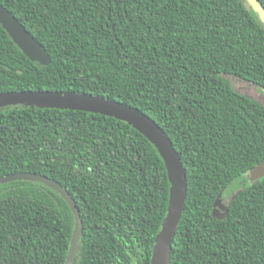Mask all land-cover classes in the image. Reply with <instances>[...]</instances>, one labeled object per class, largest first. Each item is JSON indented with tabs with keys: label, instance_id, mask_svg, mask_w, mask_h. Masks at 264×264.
<instances>
[{
	"label": "trees",
	"instance_id": "trees-1",
	"mask_svg": "<svg viewBox=\"0 0 264 264\" xmlns=\"http://www.w3.org/2000/svg\"><path fill=\"white\" fill-rule=\"evenodd\" d=\"M264 8V0H257ZM46 50L30 61L0 25V93L69 91L150 117L186 174L169 264H264V25L245 0H0ZM64 187L81 219L74 264H150L170 183L154 145L126 122L78 110L0 108V177ZM247 176L212 216L223 190ZM74 219L52 189L0 184V264H64Z\"/></svg>",
	"mask_w": 264,
	"mask_h": 264
},
{
	"label": "water",
	"instance_id": "water-1",
	"mask_svg": "<svg viewBox=\"0 0 264 264\" xmlns=\"http://www.w3.org/2000/svg\"><path fill=\"white\" fill-rule=\"evenodd\" d=\"M246 5L258 16L264 25V8L257 0H245ZM0 25L14 44L33 62L42 66L50 63L46 50L34 39L11 12L0 5ZM33 106L35 108L78 110L111 117L131 125L146 137L156 148L164 162L170 183L165 217L153 242L150 264H169V251L186 198L187 181L182 162L170 139L164 131L146 114L118 101L86 93L69 91H14L0 93V108L6 106ZM264 176V160L249 172L250 181ZM25 180L38 182L52 189L69 207L73 219V231L64 264H74L81 236V219L70 193L58 182L33 173H15L0 177V184ZM235 196V195H234ZM233 196V197H234ZM228 206L220 197L213 205L212 216L222 219Z\"/></svg>",
	"mask_w": 264,
	"mask_h": 264
},
{
	"label": "rangeland",
	"instance_id": "rangeland-1",
	"mask_svg": "<svg viewBox=\"0 0 264 264\" xmlns=\"http://www.w3.org/2000/svg\"><path fill=\"white\" fill-rule=\"evenodd\" d=\"M224 79L230 84V86L241 94H244L257 102L264 105V90L247 82L239 79L232 75H223ZM250 180V178H249ZM247 181V176L240 177L229 184L221 193V200L226 205V203L238 192L241 186H244Z\"/></svg>",
	"mask_w": 264,
	"mask_h": 264
}]
</instances>
